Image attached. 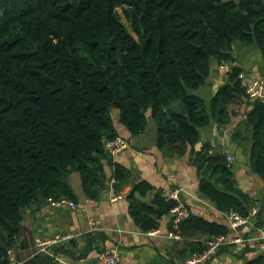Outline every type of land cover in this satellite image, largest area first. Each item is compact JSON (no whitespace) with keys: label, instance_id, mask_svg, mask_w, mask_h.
I'll return each instance as SVG.
<instances>
[{"label":"trees","instance_id":"trees-1","mask_svg":"<svg viewBox=\"0 0 264 264\" xmlns=\"http://www.w3.org/2000/svg\"><path fill=\"white\" fill-rule=\"evenodd\" d=\"M123 6L135 35L118 16ZM236 41L255 43L264 55V0H0V264H11L16 225L39 194L76 199L70 173H79L84 194L94 199L108 180L105 162L118 183L130 180L131 170L104 147L122 135L119 126L138 135L150 112L157 145L183 153L211 119L229 124L249 97L241 68L231 66L209 104L192 91L206 83L212 59L234 61ZM175 100L185 115L171 109ZM245 126L252 136L250 165L264 184L260 99ZM234 130L236 136L241 126ZM208 147L198 156L201 192L227 214L247 216L257 200L236 188L230 166ZM150 188L141 180L129 193L131 215L144 232L158 228L161 217L134 198ZM153 202L162 214L174 205L160 195ZM258 202L254 219L261 225L264 200ZM179 229L183 236L232 233L190 211ZM204 248V240L190 243L188 256ZM241 264H264V255Z\"/></svg>","mask_w":264,"mask_h":264},{"label":"crops","instance_id":"crops-1","mask_svg":"<svg viewBox=\"0 0 264 264\" xmlns=\"http://www.w3.org/2000/svg\"><path fill=\"white\" fill-rule=\"evenodd\" d=\"M233 56L232 62L212 59L206 83L192 93L209 104L217 89L228 81L227 72L232 65L241 68L240 75L246 87L253 86L264 92V55L257 44L236 41ZM255 99L249 94L239 114L232 116L227 125H220L211 119L199 128L198 141L188 145L183 153H170L157 145V126L150 112L146 129L138 135H132L119 126L120 134L128 140V147L112 159L131 170L130 180L118 183L112 178L111 167L105 162L108 180L100 197L94 199L84 194L79 173H70L68 180L76 194V206L44 199L25 208L22 220L16 225L17 243L8 251L11 264H85L86 259L99 258L101 252L112 248L120 255L116 264H185L190 243L206 241L211 236L200 230L186 234L182 240H173L168 236L173 225L172 215L160 214L158 205L153 202L167 187L181 188L183 200L191 213L219 225H227L232 229L230 235L245 238L241 242L223 245L207 264H241L264 255V213L261 225L253 218L242 223V227L238 224L234 228L229 214L218 209L199 188L201 169L198 156L206 144L209 145L208 154L222 155L230 166L236 188L254 200H264L263 181L250 165L252 136L251 130L245 126L246 113L253 107ZM113 112L118 115L117 109ZM237 126H241V130L234 136ZM141 180L150 183L151 188L145 195L135 193L134 198L149 204L161 215L158 219L160 231L156 234L144 232L130 212L129 193L133 185ZM217 185L220 186V182ZM117 194L122 197L114 200ZM57 235L59 239L56 242L43 245L36 242L37 238L47 241ZM92 264H100L99 259Z\"/></svg>","mask_w":264,"mask_h":264},{"label":"built area","instance_id":"built-area-1","mask_svg":"<svg viewBox=\"0 0 264 264\" xmlns=\"http://www.w3.org/2000/svg\"><path fill=\"white\" fill-rule=\"evenodd\" d=\"M241 76V75H240ZM242 78V77H241ZM247 92L257 99H260L264 102V92L254 88L253 86L246 87ZM105 149L112 155H116L126 147H128V140L123 135H117L113 139L105 141ZM162 198L165 201H172L174 205L172 206L169 214L172 215L173 219V229L169 230L168 236L173 240H182L183 234L181 233L179 227L183 219L188 215V207L183 200L182 190L179 187H167L162 191ZM122 197V195L117 194L113 197L114 200ZM56 204L67 203L72 207L76 206V203L73 199L67 197H61L57 201H54ZM259 211V202L256 201L250 209V212L247 216H241L237 212H230L229 217L233 220L232 226L235 228L236 225L246 223L253 219ZM93 222V220H92ZM160 230L158 228L147 231L149 234H156ZM59 239V235L53 239L45 241L42 238H37L36 242L38 245H43L46 242H56ZM245 238L232 235H218L214 238L208 239L205 241L206 248L200 252H194L187 256L184 260L185 264H207L210 262L214 256L218 253L219 249L228 243L241 242ZM120 260L119 252L115 249L104 250L99 255L100 264H116Z\"/></svg>","mask_w":264,"mask_h":264},{"label":"water","instance_id":"water-1","mask_svg":"<svg viewBox=\"0 0 264 264\" xmlns=\"http://www.w3.org/2000/svg\"><path fill=\"white\" fill-rule=\"evenodd\" d=\"M171 109L176 112L177 114H180V115H185L187 110H186V107L185 105L183 104V102L181 100H175L171 103L170 105ZM219 153H216V155H218ZM38 201L39 202H43L44 201V197L42 196V194H39L38 195ZM160 214H162L160 212ZM243 225L241 224V227ZM173 240L170 241V243H172ZM0 257H1V254H0ZM98 257H94V258H88L85 260V264H92L93 262H98Z\"/></svg>","mask_w":264,"mask_h":264},{"label":"rangeland","instance_id":"rangeland-1","mask_svg":"<svg viewBox=\"0 0 264 264\" xmlns=\"http://www.w3.org/2000/svg\"><path fill=\"white\" fill-rule=\"evenodd\" d=\"M128 10V7L127 6H123V7H118L117 8V12H118V16L120 17V19L126 24L128 30L133 34L135 35L133 29H132V26H131V23L129 21V18L128 16L126 15V11Z\"/></svg>","mask_w":264,"mask_h":264}]
</instances>
